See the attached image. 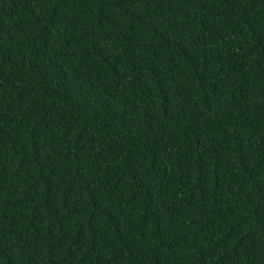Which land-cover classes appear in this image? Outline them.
I'll list each match as a JSON object with an SVG mask.
<instances>
[{"label":"trees","instance_id":"1","mask_svg":"<svg viewBox=\"0 0 264 264\" xmlns=\"http://www.w3.org/2000/svg\"><path fill=\"white\" fill-rule=\"evenodd\" d=\"M0 264H264V0H0Z\"/></svg>","mask_w":264,"mask_h":264}]
</instances>
